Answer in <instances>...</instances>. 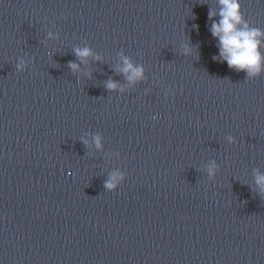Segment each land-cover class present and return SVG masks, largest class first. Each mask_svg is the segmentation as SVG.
Listing matches in <instances>:
<instances>
[{
	"label": "clouds",
	"instance_id": "obj_1",
	"mask_svg": "<svg viewBox=\"0 0 264 264\" xmlns=\"http://www.w3.org/2000/svg\"><path fill=\"white\" fill-rule=\"evenodd\" d=\"M223 6L220 12L221 19L219 23L212 24V34L220 41L221 56L227 61L229 67L237 70H246L248 74L255 75L261 71V55L258 52V43L256 39L260 33L257 30H247L238 27L241 23V15L238 11L237 0H220ZM211 17V14H210ZM76 53L79 57H87L90 55L89 49H77ZM126 67L123 69L128 75L129 80H134L142 76V69L133 67V65L125 59ZM75 69L77 65L70 64ZM107 87L115 89L117 85L109 82ZM99 146V139L97 138ZM211 172V170H210ZM258 184L264 185V176H259ZM111 188L114 185L109 183L106 185Z\"/></svg>",
	"mask_w": 264,
	"mask_h": 264
}]
</instances>
